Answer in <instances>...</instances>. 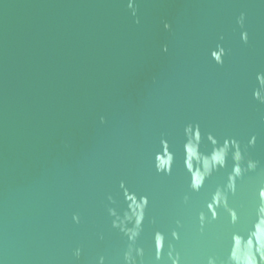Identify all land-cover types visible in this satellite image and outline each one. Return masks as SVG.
<instances>
[{"label":"water","instance_id":"1","mask_svg":"<svg viewBox=\"0 0 264 264\" xmlns=\"http://www.w3.org/2000/svg\"><path fill=\"white\" fill-rule=\"evenodd\" d=\"M136 4L0 0V264H126L128 236L137 264H244L264 241V0Z\"/></svg>","mask_w":264,"mask_h":264},{"label":"clouds","instance_id":"2","mask_svg":"<svg viewBox=\"0 0 264 264\" xmlns=\"http://www.w3.org/2000/svg\"><path fill=\"white\" fill-rule=\"evenodd\" d=\"M128 9L131 10V13L133 16H137L138 9H137V4L136 0H128ZM245 20L246 16L245 14H241L237 23L239 24L240 28L243 29L245 26ZM136 23L139 24L140 21L137 18ZM172 25L169 23L164 24V29L171 31ZM241 39L242 41L247 44L249 42V35L247 31H243L241 33ZM164 51H167V47L164 48ZM226 51L222 46H218L217 50L214 51V57H215V62L219 65H223L224 63V57L226 56ZM257 80L259 81L261 88H264V74H258ZM254 98L259 101L260 103L264 104V92L260 90H256L254 92ZM200 133V128L199 125H188L185 128V136L187 137V143L185 144V149L187 148V144L192 140L193 135L199 134ZM211 134L208 135V138H211ZM225 143L227 144L228 141L226 140ZM250 146H255L256 144V137L253 136L250 140ZM232 144L234 145V151H235V156L238 160H242L244 162V156L242 155L241 151V146L240 144L232 140ZM257 163L252 160L247 161V168L243 169V172L245 171H255L257 169ZM236 175L237 176H242V170L240 167L236 168ZM124 185L123 183L121 184V188H123ZM235 189V180H233V190ZM261 196L264 197V189L261 190ZM111 199V198H110ZM114 203V201H113ZM145 205H147V200L145 199ZM264 210V209H262ZM110 214L111 216L115 217L116 219L113 222V226L115 228L120 229L121 231H124L120 227V224L118 221L120 220V217L118 216L117 212L114 209H110ZM73 219L79 223L80 218L79 216H74ZM233 220L235 221V214H233ZM127 235V233H125ZM128 239L130 241L128 250L125 253L124 259L126 261V264H137V257H140L141 259L144 256L143 249L136 248L135 247V239L133 236H128ZM249 251L247 254V258L244 261V264H264V241L262 240H257L255 246H252L251 240H249ZM164 248V241L163 237L161 236L160 233H156V250H157V259H160V253L163 251ZM75 255L79 257L81 255V252L79 249L76 250ZM169 256L171 257V252H169ZM100 264H104V259L103 257L100 260ZM173 264H176V261H173Z\"/></svg>","mask_w":264,"mask_h":264}]
</instances>
